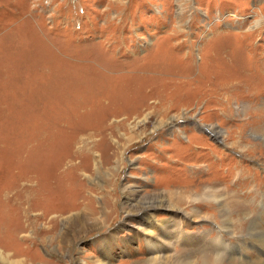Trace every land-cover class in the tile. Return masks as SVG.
<instances>
[{
    "label": "rangeland",
    "instance_id": "obj_1",
    "mask_svg": "<svg viewBox=\"0 0 264 264\" xmlns=\"http://www.w3.org/2000/svg\"><path fill=\"white\" fill-rule=\"evenodd\" d=\"M263 31L264 0H0V264L145 263L129 184L141 201L171 197L178 213L156 217H180L186 234L201 225L176 194L216 183L262 196L264 146L251 128L235 135L242 117L214 102L205 81L219 70L204 59L259 52ZM253 89L229 108L249 96L261 108L264 80ZM170 116L186 117L151 131ZM210 124L259 143L253 158L240 162Z\"/></svg>",
    "mask_w": 264,
    "mask_h": 264
},
{
    "label": "bare ground",
    "instance_id": "obj_2",
    "mask_svg": "<svg viewBox=\"0 0 264 264\" xmlns=\"http://www.w3.org/2000/svg\"><path fill=\"white\" fill-rule=\"evenodd\" d=\"M258 21L256 20L254 23L256 27L259 23ZM253 33L255 34V32ZM261 33H259L260 36ZM251 51L252 49L248 48L237 49L235 52L233 51L231 59L226 61L224 60V56L220 60L211 59L208 61V59H204L207 69L211 66V68L219 70V73L215 75L213 73V78L205 81V85L213 93H215V90L217 91L218 94H216L217 97H215L214 102L216 101L218 104L219 101V104L227 115L232 114L242 117L240 125L236 128L235 135L240 136L245 129L251 128L253 129V133L259 135L261 144L264 146V97L261 108H256L254 103L252 104L254 100L250 96L243 106L238 107L239 109L232 108L231 110L229 108L230 102L234 97L237 98L240 94L243 95V91L245 90L252 92L254 90L253 86L257 88L260 82L264 80L263 59L255 64V69L259 75H256L254 69L250 71L252 72L250 74V69H248L251 65L248 57L251 55L257 57L260 54L261 57H264V48L262 47V50H259V52L251 53ZM211 57H214V55ZM229 66L233 68L232 71ZM223 67L227 71L223 70ZM253 78H255L252 81L254 85H248ZM210 86L213 87L210 89ZM185 117L170 116L164 121L161 120L155 123L151 131L161 128L165 124H170L173 127L172 122ZM208 127L205 130H208L216 138H220V136L223 138L224 146L227 145L239 149L241 153L240 162L243 159L245 160V158L252 159L253 157L248 153L250 151L257 152L258 145L260 146L259 143H255V145H249V147L243 145L238 139L228 141L229 135H224L221 129H216L211 124ZM194 129L196 128L194 127ZM196 133L199 135L204 134L199 130H196ZM216 147L224 151L221 147ZM260 152L262 153L261 150ZM258 162L260 165L264 164L257 160ZM130 186L131 184L123 188L127 194V200L123 204V209L125 210L126 217H128L132 208L134 212L131 214L140 216L138 218L139 225L137 226V230L145 236L144 239L151 254L149 259L143 264H264V194L259 196L260 199L256 198L258 195H255L257 192H255L253 185H251L252 187L249 186V195L245 194L244 198H239L238 196L239 199L234 198V194L229 193L226 188L219 187L216 183H204L200 185L195 190V195L186 196L182 192L176 194L175 200L180 204L194 202V206L185 212V219H192L194 223L201 225L197 230L188 234L183 232L185 222L180 217H176V215L174 217L170 216L171 218H168V223L160 221L156 217L155 209L158 208L178 213V209L175 208L176 205L171 197H168L166 201L165 198L157 194L155 197L141 201L136 196L139 192L137 193V190L130 189ZM250 193L253 194L250 195ZM253 200H259V206ZM250 206L251 211L249 210ZM200 207L215 208V211L203 214L200 211ZM201 227L202 231H199ZM176 245L179 246V250L173 251L172 247Z\"/></svg>",
    "mask_w": 264,
    "mask_h": 264
}]
</instances>
